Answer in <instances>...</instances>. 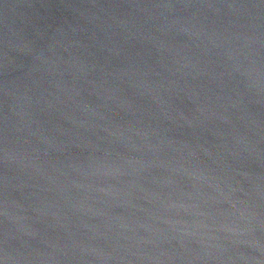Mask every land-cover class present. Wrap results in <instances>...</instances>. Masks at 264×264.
<instances>
[{
  "label": "water",
  "instance_id": "obj_1",
  "mask_svg": "<svg viewBox=\"0 0 264 264\" xmlns=\"http://www.w3.org/2000/svg\"><path fill=\"white\" fill-rule=\"evenodd\" d=\"M0 264H264V0H0Z\"/></svg>",
  "mask_w": 264,
  "mask_h": 264
}]
</instances>
